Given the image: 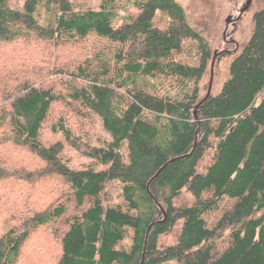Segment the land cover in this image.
<instances>
[{"label": "trees", "instance_id": "obj_1", "mask_svg": "<svg viewBox=\"0 0 264 264\" xmlns=\"http://www.w3.org/2000/svg\"><path fill=\"white\" fill-rule=\"evenodd\" d=\"M126 4L77 10L70 0H0V45L27 44V59L40 61L19 77L0 75V203L11 197L6 211L18 213L0 234V264H20L48 227L56 264H264V7L248 42L235 45L229 78L208 96L204 80L234 52L215 54L176 0H128L139 13L119 24ZM91 37L108 46L49 70L61 77V93L34 84L49 55ZM191 48L194 58L184 59ZM6 66L0 73L12 70ZM57 103L82 120L98 117L110 141L93 145L61 117L50 130L64 140L44 145ZM9 147L42 166H10L2 154ZM67 147L94 164L73 169ZM56 177L65 193L41 210L19 209L22 186ZM112 183L122 185L125 206L106 203ZM36 190V202L46 198ZM185 192L192 202L177 205ZM180 225L176 243L162 246ZM130 233L131 246L122 248Z\"/></svg>", "mask_w": 264, "mask_h": 264}, {"label": "rangeland", "instance_id": "obj_2", "mask_svg": "<svg viewBox=\"0 0 264 264\" xmlns=\"http://www.w3.org/2000/svg\"><path fill=\"white\" fill-rule=\"evenodd\" d=\"M77 10H100L104 0H70ZM185 10L191 25L204 35V37L210 42L213 52L218 54L222 51L234 52L236 46L241 48L250 39L253 32V16L254 14L264 7V0H176ZM123 4L127 3V10L120 11L119 24L122 23V18L131 16H137L139 11L128 4V0H120ZM12 5H22L23 0H11ZM45 21L47 18L46 11H42ZM236 45V46H235ZM108 46L106 41H103L96 37H91L87 43L79 44L78 47L66 48L60 51H55L53 56L49 55V64L47 70L45 69L39 75L34 76L33 82L37 86L53 88L56 93H61L62 86L60 85L61 77H57L56 73L49 71L54 69L58 71L64 66L67 68L74 63H80L84 58L82 56L94 55L100 49ZM30 47L24 43L0 45V67L13 65L11 71L1 72L0 75L3 80L9 79L10 75L19 77L20 72L30 71L35 68H39L37 59L29 60L27 57L31 54ZM234 53L222 57L216 68L209 72L208 76L203 82L202 93L204 94L208 88L212 93L218 94L222 89V86L229 78L230 64L234 58ZM185 58H194V50H186L184 53ZM29 61H35L31 63ZM11 61V63H10ZM6 63V64H4ZM6 66V67H7ZM41 66H45L41 65ZM5 67V68H6ZM34 74V73H32ZM62 79L65 80L63 77ZM161 83V84H160ZM156 84L162 90L171 89L173 86L171 83H163L161 81ZM178 90H176L177 92ZM64 117L69 122L74 133L77 136H84L90 138V142L93 145L100 146L103 142L110 141V136L104 130L100 119L96 116H91L82 120L76 117V114L67 110L61 103L54 105L49 122L46 124L45 129L42 132L41 140L46 146H50L56 142L63 141L62 134H53L50 130L52 124L59 118ZM2 154L6 156L10 166L13 167H27L38 168L42 166L41 161L33 155L23 151L20 148L9 147L2 150ZM65 158L68 159L70 166L73 169L82 170L91 164H94L90 158L83 156L77 151L71 148H66ZM16 186V183H13ZM24 184H21L22 186ZM3 189V187H2ZM36 189L46 192V198H41L36 202L40 192ZM16 189L11 188V191ZM66 189L59 178H47L44 180L36 181L31 189L27 185L22 186V192H20V210H41L49 205L51 201L58 198L62 193H65ZM104 199L109 205H121L125 206L124 199L122 197V185L119 183L110 184L105 193ZM192 197L187 192L176 202L177 205L186 204L192 202ZM13 202L11 197H4L2 203H0V210L4 216L0 217V234L5 230V227L15 225L14 219L17 218V209L12 211H6L7 204ZM45 203V204H44ZM44 204V205H43ZM181 225L178 226L172 233L161 237L160 244L162 246H168L175 244L177 236L180 232ZM52 227L41 230L35 238L32 245L29 247L28 252L24 255V260L20 264H56L58 256V246L52 237ZM132 244V233L121 245L122 248H129ZM176 264V263H169Z\"/></svg>", "mask_w": 264, "mask_h": 264}, {"label": "water", "instance_id": "obj_3", "mask_svg": "<svg viewBox=\"0 0 264 264\" xmlns=\"http://www.w3.org/2000/svg\"><path fill=\"white\" fill-rule=\"evenodd\" d=\"M250 5V0H249V3H248V6ZM211 85H212V80H211V84H210V88H209V93H208V96L210 95L211 93Z\"/></svg>", "mask_w": 264, "mask_h": 264}]
</instances>
